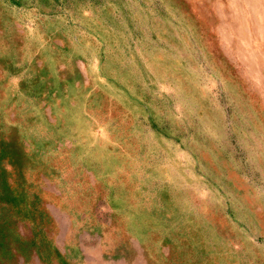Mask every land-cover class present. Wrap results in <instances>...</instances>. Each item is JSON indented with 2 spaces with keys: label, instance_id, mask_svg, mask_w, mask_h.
<instances>
[{
  "label": "rangeland",
  "instance_id": "obj_1",
  "mask_svg": "<svg viewBox=\"0 0 264 264\" xmlns=\"http://www.w3.org/2000/svg\"><path fill=\"white\" fill-rule=\"evenodd\" d=\"M0 264H264V0H0Z\"/></svg>",
  "mask_w": 264,
  "mask_h": 264
},
{
  "label": "bare ground",
  "instance_id": "obj_2",
  "mask_svg": "<svg viewBox=\"0 0 264 264\" xmlns=\"http://www.w3.org/2000/svg\"><path fill=\"white\" fill-rule=\"evenodd\" d=\"M250 6H252V5H250Z\"/></svg>",
  "mask_w": 264,
  "mask_h": 264
}]
</instances>
